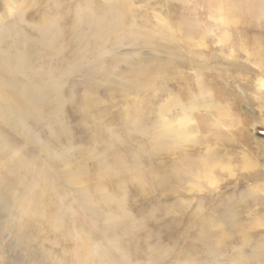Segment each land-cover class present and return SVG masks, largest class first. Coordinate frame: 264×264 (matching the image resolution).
I'll return each instance as SVG.
<instances>
[{
  "label": "rangeland",
  "instance_id": "rangeland-1",
  "mask_svg": "<svg viewBox=\"0 0 264 264\" xmlns=\"http://www.w3.org/2000/svg\"><path fill=\"white\" fill-rule=\"evenodd\" d=\"M238 1L0 0V61L41 89L0 76V264H264V0Z\"/></svg>",
  "mask_w": 264,
  "mask_h": 264
},
{
  "label": "bare ground",
  "instance_id": "bare-ground-1",
  "mask_svg": "<svg viewBox=\"0 0 264 264\" xmlns=\"http://www.w3.org/2000/svg\"><path fill=\"white\" fill-rule=\"evenodd\" d=\"M238 2L244 7H248V5H251V3L248 0H239ZM9 63L14 64L13 70H11V71L6 69V66ZM24 65H25V58H24L23 54L15 52V54L13 55V52L7 51L4 55V59H2L0 61V76L9 78V81L5 80V83L12 85L11 91L15 95V97L17 99H20V102L21 101L24 102V106H28V108H30L31 102L37 103L38 98L40 97L39 92L41 91V89L38 86L31 87V85H28V83L26 81H22V80L20 81L19 80V77L17 76L18 73H15V72L16 71L18 72V69L20 68V66H24ZM160 74L161 73L156 75L155 78H157ZM126 82H129V81H126ZM125 85L126 84L124 82L121 83L122 87H125ZM206 94H204V90H203V96H204V98L207 99L208 95H206ZM9 122H10V126H13V123L11 121H9ZM179 125H181V128H178L176 130V132L180 137H182L185 135L183 122H180ZM249 137H252V136H249ZM7 139H9V136L6 138L5 130L0 125V145L7 143L6 142ZM256 141L261 142L257 139H256ZM14 146H15V144H14ZM15 158H16V161L14 162V168L13 169H16V171L19 172L21 165H20V160H19L18 154ZM47 173H49V172H47ZM29 174H30V172L26 170L25 174L20 173V175H22L21 177L18 178L17 176H15L12 179V182H13L12 184L8 183L6 181H5V184L17 185L15 182L18 181L24 187L22 189V199L20 202L24 212H22L19 217L21 219L25 218V217H30V220H33L38 216L39 211L36 207V196H35L36 192L33 190V188L30 185H28V183L23 182L24 177H27ZM4 178H6L5 172L4 173L0 172V179H4ZM14 179H15V181H14ZM4 196H5V192H4ZM17 227H18V230H21L23 228L22 225H20L19 223L17 224ZM86 246L87 245L84 244V248H86Z\"/></svg>",
  "mask_w": 264,
  "mask_h": 264
},
{
  "label": "clouds",
  "instance_id": "clouds-1",
  "mask_svg": "<svg viewBox=\"0 0 264 264\" xmlns=\"http://www.w3.org/2000/svg\"><path fill=\"white\" fill-rule=\"evenodd\" d=\"M78 112H73L69 117V121L72 123L74 131L78 132L81 135L86 134L89 129L83 128V125L80 123V119ZM168 203V201H152V202H145L144 205H141L138 209V215L144 216L146 213L150 212L151 209L160 204ZM155 223V222H153ZM153 232L159 235V238L162 242L168 244V245H183L184 249L190 250V241L184 240L182 238V233L180 235L173 236L171 235V229H168L167 227H160L156 226L153 228Z\"/></svg>",
  "mask_w": 264,
  "mask_h": 264
}]
</instances>
